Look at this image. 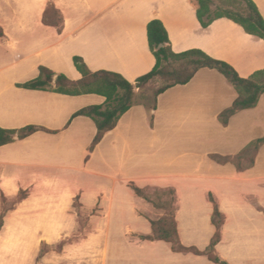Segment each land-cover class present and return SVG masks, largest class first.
I'll return each instance as SVG.
<instances>
[{"label": "crops", "instance_id": "obj_1", "mask_svg": "<svg viewBox=\"0 0 264 264\" xmlns=\"http://www.w3.org/2000/svg\"><path fill=\"white\" fill-rule=\"evenodd\" d=\"M252 1L264 19V0ZM50 5L62 17L60 27L43 21ZM197 8L196 0H0V128L44 129L0 146V197L28 193L36 181H56L51 187L63 201L79 197L84 207L97 205L98 225L105 226L91 234V250L106 253L104 264H214L205 255L141 238L162 214L131 185L172 189L183 246H209L216 205L223 216L218 258L264 264V145L243 168L211 158L235 156L264 137V94L222 126L218 116L237 93L217 71L200 69L187 84L160 94L155 109L133 105L90 152L95 124L73 116L102 105V96L18 86L35 79L40 67L79 80L74 57L93 72L134 82L155 65L146 31L152 20L163 24L175 53L201 50L241 78L264 69V40L226 18L203 28Z\"/></svg>", "mask_w": 264, "mask_h": 264}, {"label": "trees", "instance_id": "obj_2", "mask_svg": "<svg viewBox=\"0 0 264 264\" xmlns=\"http://www.w3.org/2000/svg\"><path fill=\"white\" fill-rule=\"evenodd\" d=\"M196 1L198 4L197 19L203 28H207L215 20L226 18L241 26L247 34L264 40V19L252 0ZM43 21L46 24H54L60 27L62 17L50 5L45 12ZM146 31L148 45L155 58V65L149 73L137 78L134 82H129L114 72L104 70L93 72L80 57H74V67L81 75L79 80L73 81L65 75L56 74L45 67H40L35 79L18 86L30 90H48L69 96L87 94L102 96L105 99L102 105L85 107L73 116L90 118L95 124L96 135L90 146V152L106 133L115 128L121 116L133 105L144 104L155 109L156 99L160 94L174 86L187 84L200 69L207 68L217 71L233 86L237 93L233 103L218 116L222 126H226L229 119L237 112L254 108L261 95L264 94V69L253 73L248 78H241L228 63L216 60L201 50L195 49L175 53L171 48L166 29L159 20L150 21ZM2 36L3 32L0 28V37ZM154 80L161 81L162 85L156 89L152 99H150L145 96L144 91ZM41 130L44 129L35 126H28L19 130L0 128V146L12 143L17 139H25ZM263 145L264 137L253 141L235 156L212 155L211 158L219 164L231 163L237 168H243L253 164L258 149ZM131 188L138 197L150 203L155 209L168 210L167 215L150 221L151 234L142 236V239L168 242L172 245L174 252L205 255L214 264H227L215 254V246L220 241V230L223 224V216L216 205H214L212 215V223L216 229L215 234L209 246L204 251H199L194 247H185L179 241L175 220V193L172 189H159L161 190L160 195L169 196L168 201L159 203L148 195L147 192L150 191V187L138 188L131 185ZM21 192L27 193L25 191L19 193ZM26 197V195L21 197L18 202L23 201ZM2 199L4 201L6 197L2 196ZM6 212L7 210H2L0 213V229L3 226Z\"/></svg>", "mask_w": 264, "mask_h": 264}, {"label": "rangeland", "instance_id": "obj_3", "mask_svg": "<svg viewBox=\"0 0 264 264\" xmlns=\"http://www.w3.org/2000/svg\"><path fill=\"white\" fill-rule=\"evenodd\" d=\"M161 85L159 80L152 81L145 96L152 99ZM52 184L56 181H36L26 194L21 192L4 201L0 197V213L7 210L0 229V248L4 249L0 264H104L106 253L99 255L91 250V234L105 226L98 225L97 217L102 214L99 208L84 207L79 197L63 201ZM155 189L147 192L150 198L159 203L169 200L168 195H160L161 190ZM54 193L58 198L52 196ZM25 195L26 200L18 202ZM156 210L162 214L159 218L168 213Z\"/></svg>", "mask_w": 264, "mask_h": 264}]
</instances>
